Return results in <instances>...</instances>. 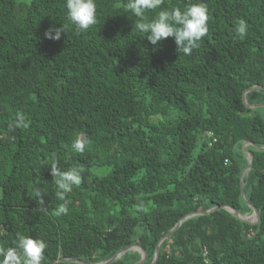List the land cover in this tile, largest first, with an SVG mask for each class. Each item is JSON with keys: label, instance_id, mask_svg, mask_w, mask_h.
<instances>
[{"label": "trees", "instance_id": "obj_1", "mask_svg": "<svg viewBox=\"0 0 264 264\" xmlns=\"http://www.w3.org/2000/svg\"><path fill=\"white\" fill-rule=\"evenodd\" d=\"M126 2L96 0L98 23L76 33L65 0H0V248L31 236L47 244L42 264H96L138 245L150 264L188 214L246 216L252 205L254 224L225 208L185 220L154 264H264V151L251 144L241 194L244 144L264 146V106L243 101L254 87L246 102L264 104V0H164L208 9L191 55L171 38L151 45ZM61 26L60 40L45 38ZM18 112L28 127L9 132ZM78 135L90 140L83 154L72 150ZM52 154L62 171H82L63 201L43 166ZM140 260L130 250L109 264Z\"/></svg>", "mask_w": 264, "mask_h": 264}, {"label": "clouds", "instance_id": "obj_2", "mask_svg": "<svg viewBox=\"0 0 264 264\" xmlns=\"http://www.w3.org/2000/svg\"><path fill=\"white\" fill-rule=\"evenodd\" d=\"M164 0H127L124 8L135 18V29L145 34L148 42L157 46L160 42L171 38L178 53L191 55L199 48L200 41L208 33V9L202 2L193 3L185 9L179 7H164ZM67 20L76 33L88 31L98 23L96 0H65ZM156 10H159L158 12ZM156 12L155 18L148 20L146 13ZM247 23L240 19L235 25V38L243 39L247 34ZM65 27H50L44 33L46 39L58 41L61 39ZM28 127L26 117L22 112L8 125L9 132L18 128ZM90 140L86 135H78L72 143V150L83 154ZM43 166L50 170L56 185L55 196L65 200L66 195L80 186L83 180L82 171L78 167H70L62 171L55 154L43 161ZM46 192L36 191L38 201L43 204L42 197ZM68 208L61 204L56 209V215H66ZM47 244L44 240L31 236H18L14 246L0 248V264H42Z\"/></svg>", "mask_w": 264, "mask_h": 264}, {"label": "water", "instance_id": "obj_3", "mask_svg": "<svg viewBox=\"0 0 264 264\" xmlns=\"http://www.w3.org/2000/svg\"><path fill=\"white\" fill-rule=\"evenodd\" d=\"M254 87L248 89L244 95H243V101L245 103V105L249 108H257V107H261V106H264V104H255V105H250L246 102L245 100V95L250 92ZM248 144H251L253 145L254 147H256L258 150L260 151H264V146L261 147V146H257V145H254L253 143H245L244 144V150L247 152L248 154V161H249V165L248 167L244 170V172L242 173L241 175V194H242V197L243 199L245 200V197H244V190H243V177L244 175L247 173V171L250 169L251 165H252V162H253V156L250 152L247 151L246 149V146ZM250 208L252 209V214H251V217L253 218V221H248L247 220V217L246 216H243L241 214H239L234 208L232 207H227V206H217V207H213L207 211H198V212H195V213H191V214H188L187 216H185L184 218H182L157 244L156 246V249H155V255H154V258H153V261L150 263V264H154L157 259H158V256H159V246L160 244L165 240L167 239L179 226L182 222H184L185 220L191 218V217H194V216H201V215H207V214H210L212 213L213 211L217 210V209H220V208H225L227 209L229 212H231L235 217H237L239 220L243 221V222H246V223H250V224H254V223H257L258 220H259V213L257 211V209L252 206V205H249ZM130 250H133V251H138L139 253H141V260L137 263V264H141L145 258H146V252L138 245H131L129 247H126L125 249H123L120 253L116 254L115 256H113L111 259L105 261V262H101V263H96V264H109L113 261H115L116 259H118L122 254H124L126 251H130ZM60 261H70V262H76V263H82V264H91V263H86V262H82V261H79V260H74V259H61Z\"/></svg>", "mask_w": 264, "mask_h": 264}, {"label": "rangeland", "instance_id": "obj_4", "mask_svg": "<svg viewBox=\"0 0 264 264\" xmlns=\"http://www.w3.org/2000/svg\"><path fill=\"white\" fill-rule=\"evenodd\" d=\"M15 1L21 2V3H29L31 0H15ZM246 217H248V219H250L249 217H251V214L250 215H246Z\"/></svg>", "mask_w": 264, "mask_h": 264}, {"label": "bare ground", "instance_id": "obj_5", "mask_svg": "<svg viewBox=\"0 0 264 264\" xmlns=\"http://www.w3.org/2000/svg\"><path fill=\"white\" fill-rule=\"evenodd\" d=\"M249 218L250 219H248V217H247L248 221H251L252 222L253 221V218L252 217H249Z\"/></svg>", "mask_w": 264, "mask_h": 264}]
</instances>
